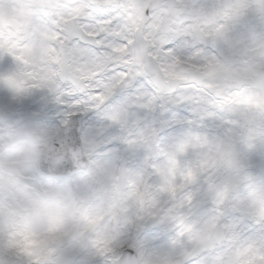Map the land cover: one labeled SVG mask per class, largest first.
<instances>
[{"label":"clouds","instance_id":"9594fccd","mask_svg":"<svg viewBox=\"0 0 264 264\" xmlns=\"http://www.w3.org/2000/svg\"><path fill=\"white\" fill-rule=\"evenodd\" d=\"M0 264H264V0H0Z\"/></svg>","mask_w":264,"mask_h":264}]
</instances>
